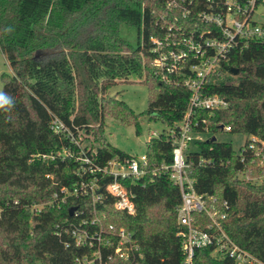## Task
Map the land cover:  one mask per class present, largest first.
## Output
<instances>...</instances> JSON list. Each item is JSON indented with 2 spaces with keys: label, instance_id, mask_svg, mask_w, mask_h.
Instances as JSON below:
<instances>
[{
  "label": "trees",
  "instance_id": "16d2710c",
  "mask_svg": "<svg viewBox=\"0 0 264 264\" xmlns=\"http://www.w3.org/2000/svg\"><path fill=\"white\" fill-rule=\"evenodd\" d=\"M168 1L0 0V50L12 68L1 76L2 92L12 102L0 108V264H77L88 251L74 244L65 247L63 240L71 241L70 236L56 234L59 226L77 220L69 214L73 206L81 219L97 215L105 224L133 232L146 264L181 261L182 198L168 173L128 184L136 205L132 216L117 210L105 189L95 203L91 196H69L61 207L49 204L63 188L73 190L91 178L78 174L88 166L76 159L81 151L100 165L131 157L109 141L107 117L134 125L139 136L142 117L168 128L184 120L191 92L162 80L151 39L164 37L168 22L206 29L197 13L207 9L208 0H194L187 18L168 9ZM123 25L137 30L136 45L122 36ZM233 68L239 69L237 75ZM223 72L224 79H213L203 92L226 98L230 106L194 114L200 122L195 129L211 137L193 143L186 157L197 192L227 201L226 232L264 261V179L252 180L264 176V167L248 148L251 136L259 139L258 145L264 142V43L252 41L234 50ZM136 81L147 85L149 93L141 114L108 95L118 83ZM55 121L62 131H55ZM224 132L247 135L242 154L231 143L212 141ZM84 136L91 139L90 146H83ZM146 144L151 165L172 162L173 147L165 133ZM65 150L74 156L63 157ZM110 181L106 178L102 185ZM198 254L208 257L209 250Z\"/></svg>",
  "mask_w": 264,
  "mask_h": 264
},
{
  "label": "built area",
  "instance_id": "2783aa9c",
  "mask_svg": "<svg viewBox=\"0 0 264 264\" xmlns=\"http://www.w3.org/2000/svg\"><path fill=\"white\" fill-rule=\"evenodd\" d=\"M195 5L194 0H169L167 8L179 10L182 17L187 18ZM263 15L264 0H208L207 9L197 13L200 21L208 26L206 29L197 26L186 29L178 23L168 22L165 36L151 39L156 54L154 65L164 82L184 86L191 92L184 120L164 132L173 147L172 162L153 166L145 152L125 159L114 157L100 165L81 151L76 159L88 166H82L78 174H90L91 178L83 179L73 190L63 188L61 195L55 194L49 204L61 207L69 196H91L95 203L103 199L105 189L107 195L115 198V208L132 216L136 213V205L128 184H144L149 176L165 172L179 187L182 198L177 233L182 258L177 264H205L207 260L217 264H264L226 232L227 201L220 202L215 196L197 192L191 176V163L186 157L190 146L205 140L204 135H207L195 129L200 122L194 120V114L199 110L214 113L230 106L226 98L207 95L203 91L213 79H224L223 64L234 50H242L252 41L264 43V23L258 19ZM202 122L206 123V120ZM63 128L55 121V131L60 132ZM225 129L229 131L230 127ZM160 135L152 133V137ZM249 139L248 148L262 157L264 142L258 145L256 136ZM243 152L241 149L240 154ZM62 155L73 157L74 153L65 150ZM106 178L111 181L103 186L102 181ZM34 209L38 210L39 206L35 205ZM74 216L77 220L59 226L56 234L60 238L70 236L71 241L63 240L65 247L74 244L88 251L76 259L77 264H146L145 254L133 232L105 224L97 215L92 219H81L80 211L76 210ZM203 250H209L208 257L198 254Z\"/></svg>",
  "mask_w": 264,
  "mask_h": 264
},
{
  "label": "rangeland",
  "instance_id": "374dc122",
  "mask_svg": "<svg viewBox=\"0 0 264 264\" xmlns=\"http://www.w3.org/2000/svg\"><path fill=\"white\" fill-rule=\"evenodd\" d=\"M258 19L260 23H264V15L258 17ZM122 36L134 45L138 42V32L135 28L123 25ZM3 73H12V68L6 56L0 50V91L3 89V82L1 79ZM108 95L125 101L137 114L145 112L148 106V87L140 81L120 82L110 89ZM106 125V133L109 141L117 148L131 155H141L146 152L147 144L141 140V136H144L146 141H149L152 137V133L162 134L169 129L164 125V123H162V121L149 120L147 117H142L141 136L137 134L134 125H123L119 120L113 117L106 118ZM209 137L211 136L204 135L205 139H208ZM215 137L220 142L231 143L233 149L237 153L241 152V147L245 144L248 138L246 134H234L230 132H224L216 135ZM91 144V139L84 136L83 146H90ZM192 148H195L193 144L190 146V149ZM258 165H262L264 167V150L263 156L259 160ZM240 177L244 178V175H240ZM262 179L263 176L253 178L252 180L260 182Z\"/></svg>",
  "mask_w": 264,
  "mask_h": 264
},
{
  "label": "water",
  "instance_id": "95a60500",
  "mask_svg": "<svg viewBox=\"0 0 264 264\" xmlns=\"http://www.w3.org/2000/svg\"><path fill=\"white\" fill-rule=\"evenodd\" d=\"M232 72H233L234 75H237L238 72H239V69H237V68H233V69H232ZM141 140L144 141V142H146V138H145L144 136H141ZM216 140H217L216 137L213 136V137H212V141H216ZM100 191H101V190H100ZM100 191H99V192H100ZM76 210H77V207H75V206L71 207V208L69 209V214H70V216H73Z\"/></svg>",
  "mask_w": 264,
  "mask_h": 264
},
{
  "label": "clouds",
  "instance_id": "9594fccd",
  "mask_svg": "<svg viewBox=\"0 0 264 264\" xmlns=\"http://www.w3.org/2000/svg\"><path fill=\"white\" fill-rule=\"evenodd\" d=\"M11 102H12L11 98L7 97L5 93L0 91V108H3L6 105H9Z\"/></svg>",
  "mask_w": 264,
  "mask_h": 264
}]
</instances>
